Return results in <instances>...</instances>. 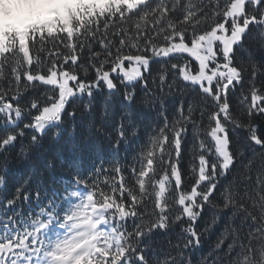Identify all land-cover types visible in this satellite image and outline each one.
Segmentation results:
<instances>
[{
	"label": "snow or ice",
	"instance_id": "obj_1",
	"mask_svg": "<svg viewBox=\"0 0 264 264\" xmlns=\"http://www.w3.org/2000/svg\"><path fill=\"white\" fill-rule=\"evenodd\" d=\"M48 41L21 66L0 57V264H41L21 239L87 185L123 209L118 264H193L218 228V255L196 264H264V0H120ZM14 161L28 165L15 183ZM176 226V251L149 260Z\"/></svg>",
	"mask_w": 264,
	"mask_h": 264
},
{
	"label": "trees",
	"instance_id": "obj_2",
	"mask_svg": "<svg viewBox=\"0 0 264 264\" xmlns=\"http://www.w3.org/2000/svg\"><path fill=\"white\" fill-rule=\"evenodd\" d=\"M119 2L120 0H60L59 2L49 0L47 2L41 1L33 8L19 7L11 15L4 19L0 18V57H3L5 53L12 52L8 61L21 66L26 61L35 58L29 57L30 42H32L31 46L34 52L37 50L44 52L51 49L52 44L50 41L46 42L47 38H59L60 34H66L70 42L82 28L93 23V18L97 13L103 14ZM38 90L41 89L38 87ZM239 95L240 93L237 92L234 99ZM179 99V96L170 97L168 103L178 102ZM116 105L117 112H119V100L116 101ZM144 115L147 118L153 116L154 113L146 111ZM123 155L124 148L122 145L120 156L123 157ZM104 156L106 158L104 162L107 163V159L110 158L107 151H105ZM27 168V164L18 161L13 162L11 169L13 183L22 179ZM70 172L71 169L67 164L58 163L55 174L50 178V183L58 187L56 182L61 177H68ZM87 187L89 191L83 194L79 192L74 194L75 197L79 198L77 202L61 205V212L64 213V216L56 228L51 227V219L42 220L39 216L35 217L32 221L35 227L28 232V235L33 237L31 248L25 244L26 237H24L17 246L24 251L17 254L23 257L25 252L33 251L39 254L40 261L42 260L41 264L50 257L60 259L63 262L68 260L66 264H118L121 242L126 238L111 227V221L113 216H119L123 209L114 208V202L107 190L100 191L91 185H87ZM87 199L91 205L98 206L102 210L101 217L104 225H108V228L97 227L91 239V248L86 252L81 251L70 257L69 252L72 248L70 237L74 227L89 221L86 208ZM65 208H67L66 212ZM24 211L26 214L28 213L27 205L24 206ZM48 215L51 217V213ZM218 231L219 228L211 235L203 237L200 248L194 251L190 250L193 264H196L201 256L210 252L209 259L218 255L211 251L216 242ZM179 235V226L167 234L157 233L152 238L151 250L146 253V256L151 260L153 256L175 252L176 249L172 248L171 245L177 242ZM0 250L6 254L11 250V246L4 244L0 246ZM223 251L221 249L219 254L222 255ZM44 258L45 260H43Z\"/></svg>",
	"mask_w": 264,
	"mask_h": 264
},
{
	"label": "rangeland",
	"instance_id": "obj_3",
	"mask_svg": "<svg viewBox=\"0 0 264 264\" xmlns=\"http://www.w3.org/2000/svg\"><path fill=\"white\" fill-rule=\"evenodd\" d=\"M41 1L47 2L49 0H0V18L4 19L6 16L11 15L14 11L18 10L19 7L33 8L37 6ZM54 1L59 2L58 0ZM87 206L88 208L92 209L89 211L91 213V218L93 219V221L81 224L75 228L74 232L71 235L72 240H74V242H72L73 247L69 254L70 257H73L74 255H76V253L80 251H87L90 249L91 239L94 235L93 233L94 231H96V227L98 225H101L99 215L101 216L102 210L98 206L90 207L89 201L87 202ZM76 239H78L79 242L76 241ZM43 260H45V258ZM66 262H68V260L62 262L60 259L56 258H49L48 260V264H64Z\"/></svg>",
	"mask_w": 264,
	"mask_h": 264
}]
</instances>
